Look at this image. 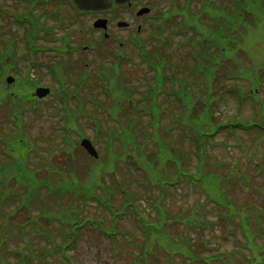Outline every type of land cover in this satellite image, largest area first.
Instances as JSON below:
<instances>
[{
	"label": "trees",
	"instance_id": "obj_1",
	"mask_svg": "<svg viewBox=\"0 0 264 264\" xmlns=\"http://www.w3.org/2000/svg\"><path fill=\"white\" fill-rule=\"evenodd\" d=\"M222 1L224 2V0H221L220 3L210 1L207 7L205 3H202L203 9L199 7L200 1H195L194 6L197 8L192 11L189 6L190 0H188L183 14L178 13L163 27L159 26L157 28L155 40L153 39L156 46L151 52V55H156L154 57L155 61L148 64L152 68L151 76L133 80L127 78L124 73L114 72L110 69V66H108L110 70H105L106 73L102 74L103 69L106 68L103 62L94 64L93 73L95 75L93 77L91 74H84L86 76L82 80V84L88 78L90 80L91 77L95 80L93 87L91 86L92 83L88 84L87 93L84 96L86 105L89 108H95L99 104L103 105L104 100L109 99L108 96L113 93L110 88L111 83H114V90L116 91L123 88L120 91L121 93L115 94L118 98L116 103L121 104L119 109L128 107L127 110H130L131 113L127 112V115L122 113L123 118L120 114L116 116L118 123L116 121L111 123L106 121L109 126L106 130H102V120L98 118V122H94L92 137L94 143H98L100 139L105 143L108 142L110 148L107 151L109 154H107L108 157L105 162H110L112 159H114V163L119 160L127 162L129 173L135 177V181L137 180L134 186L138 185L135 192H132V194L129 192V181L127 179L128 182L119 183L117 181L119 176L113 177V183L103 185L104 176L112 175L109 172H102L98 176L100 181L97 180V182H92L91 186H87L85 185L86 181H81L78 176L83 173L84 168L78 167L77 170L76 167L73 168L68 163L61 165L53 163L54 165L49 166L52 173L56 170L55 166H61V172L70 174L69 177L73 181H79V191H83L84 199L95 198L104 206H107L111 197L116 199L114 193L117 189L125 195L121 203L118 202L116 205L110 203L111 205L108 207V211L111 213L110 219L101 217L98 222H101L102 227H104L103 222H111L112 230L104 231V234L109 238H113L115 229L119 224L132 217L136 226L140 227L144 237L143 243L138 246L142 250H139V253L134 257L136 264H160V262L163 264H264V185L259 180L260 176L264 174V97H259L262 88V84L259 82L262 78L257 77V83L254 84L253 91L256 99L247 96L251 101L250 103H244V99L238 97V102H236L237 115L233 119H222V111L220 112L218 104L223 100L224 106L227 98L223 97L226 94L222 93L227 88V82L224 78L232 76L230 79H239L233 71V63L226 59H220V57L227 58V50L225 54L223 53L217 58L221 51H225L224 47H220L221 44H225V39H228L225 36H216L228 24L225 18L227 13L226 3ZM235 5H240V3L235 2ZM235 5L232 2L231 9H233L234 14L237 13L235 15L237 17L240 11L238 6ZM203 26L212 28L213 34L210 32L204 36ZM176 33H179L182 38L180 44L184 46L183 43H185V47L187 50L189 48L190 54L186 57L183 56L180 61L173 64L170 60L171 56L176 55L178 58V51L180 50L178 49V39H175ZM210 35L212 37L211 42L209 40ZM230 42L232 41L230 40ZM205 43L208 44L209 48L211 43L208 53L203 52ZM212 46L216 48L214 52H212ZM236 48L238 47H234V49ZM219 60L224 63L228 61L231 66H228L230 75L222 69V63L219 64ZM70 66L72 65L68 64L66 67L55 66L60 74L58 76L60 86L71 80L70 73L74 72V67ZM55 67H51L50 70L55 71ZM76 68L78 73L80 67L76 65ZM62 74L66 79L62 78ZM179 76L181 77L178 78ZM82 84L79 85V91L83 89ZM97 84L101 85L100 89L96 87ZM199 85L205 86V89H207L206 96L196 90ZM210 87L215 93L209 91ZM215 87L218 89L215 90ZM68 88H65V91ZM92 90L99 91L100 94L98 95L103 100L97 101L95 105L92 104L93 107L89 105V95H91ZM101 90L106 92L102 93ZM212 96H214L213 100L211 99ZM160 97L163 100L158 103L156 99ZM119 98L120 101H118ZM28 99V96L13 93L1 106L7 108L8 111L10 108L11 112L20 110L21 115L19 118H21L24 112L25 114L33 113L29 109H23L28 103ZM248 106L252 110L253 116L251 118L240 114L241 109ZM32 109L35 108L32 107ZM116 109L118 110V108ZM166 112L171 114L169 122H163V117L168 116ZM144 116H148L149 120L142 126L140 120ZM177 116L179 120L176 119ZM172 118H174L173 121ZM128 121L131 124L134 122L139 123L141 129L135 131L133 127L130 130L132 125H128ZM146 123H148L149 129L146 127ZM193 124L196 125L192 126ZM111 126H115L119 131L120 138L117 136L115 128L113 130L110 128ZM168 128L177 130L171 131V134L176 133V135L171 137ZM108 130H111L110 136L107 134ZM159 130L163 131L167 137L157 138ZM130 133L133 134L131 142H129ZM45 134L42 133L41 138ZM46 135L48 138L45 140L52 145L54 143L53 136ZM154 135L155 139H153ZM117 141L120 146L119 151L114 150L116 146L114 148L112 146ZM247 141H250V148H248ZM149 144L152 148L147 152L145 148ZM221 150L226 151L230 158L226 159L221 156L219 154ZM233 151H239V155L233 156L231 154ZM250 151L251 153H249ZM159 157L163 159L160 168L157 165ZM238 158L246 159V164L243 163L244 166L236 167L234 162L239 161ZM28 161L25 162V165ZM144 161H153V170L159 176L151 177L145 171L148 164ZM19 169L25 173L26 176H19L25 181L34 180L37 183L48 181V179L39 177L33 168L19 166ZM91 169L92 167L89 170L90 172ZM249 169L252 170L251 175ZM141 170L148 175L144 182L139 180L134 173L135 171L141 172ZM235 170H238L239 174H236ZM235 175L239 177H235ZM89 177L90 175L87 176V179ZM55 180L60 181L57 177H55ZM178 187L186 191L199 193L204 197L205 203L196 200L194 202L195 208H197L195 211L191 210L186 213L185 209L182 208L181 211L175 213L167 207L166 199L169 195V189ZM18 188L19 186L16 189ZM98 188L102 194L108 193V199L102 200L94 196V194L98 195L96 191ZM153 188L158 191L156 194H153ZM23 190L24 193L21 194L23 201L31 203V195L34 198L33 191L36 192V190H29L26 187ZM79 191H74V194L79 195ZM237 193H241L246 197L239 199V196L237 199ZM145 194V200L153 202L155 211L153 217L150 214L146 215L145 210L137 203V201H145L143 200ZM72 195L64 193L61 199L66 203V200L73 199ZM17 200L16 197H13L10 200L11 204L13 206L17 205ZM57 200L56 198L54 202ZM71 204L73 203L71 202ZM207 204L214 211L215 217L209 218L207 216L205 210ZM55 205L60 204L56 203ZM56 211L67 212L72 210L68 207L66 210L58 208ZM0 214L2 216L3 213ZM5 216L12 218V215L5 214ZM94 221L83 220V222ZM170 222L181 223L185 227V233L174 238L173 234L167 230L173 226L170 225ZM219 224L225 225L224 231L221 230L223 232L221 238L226 244L223 247L220 244L211 247L209 239L204 236V230L207 228L213 229ZM12 230H16V232L12 231L13 235L17 233L20 235L25 234L24 230L19 231L15 227H12ZM190 231L200 234L199 239L193 240L189 234ZM133 237H136L135 234H133ZM126 243L128 241L124 242V244ZM232 243L235 246L231 247ZM197 246L199 247L198 250L196 249ZM61 249L63 250V247ZM30 253L31 251L28 255L31 257ZM2 255L3 253L0 254V264H6ZM134 261H132L133 264ZM24 264L31 263L24 261Z\"/></svg>",
	"mask_w": 264,
	"mask_h": 264
},
{
	"label": "rangeland",
	"instance_id": "obj_2",
	"mask_svg": "<svg viewBox=\"0 0 264 264\" xmlns=\"http://www.w3.org/2000/svg\"><path fill=\"white\" fill-rule=\"evenodd\" d=\"M8 3H10V1H8ZM253 10H254V14L250 16L248 20L243 22V26L245 27L240 29L242 32L244 33L246 32L245 34L241 35L242 43L238 44V48L241 49L240 59L237 58L238 55L237 48L235 50H228V55L235 57L234 63H239V67L243 71L244 70L246 71L242 75V79H239L238 81L235 80L229 83L230 93L229 95L223 96V97H227L224 102V107L222 106V113H221L222 119L224 120L237 113L236 105L234 103V100L232 99V98L235 99L234 91L240 89L242 92L240 93V95L244 97L250 91L251 87H255L254 84L257 83V81H251L250 79H256L257 77L262 78V80L259 82L260 84H262V88L259 92V97H264V0H257V3L253 6ZM10 24H12V22H10ZM88 27L89 25L86 24L87 31L90 29ZM203 27L207 28L206 26ZM6 29L7 27L4 28V30ZM205 32H213V31L207 30ZM225 34L229 37L233 36L232 34L230 36L229 33H223V32H219L218 34H216V36L226 37ZM86 36L90 38V41H93L96 38V35H94V33L92 32L86 33ZM2 38H4L3 42L5 45H14L17 48L14 53L17 56H21L22 54H24L22 50V44H23L22 42L26 43L27 45L32 43L31 38L22 30L15 31L13 34L8 36L3 35ZM205 44L206 45L203 47V52L208 53L211 47L209 48L207 46L208 44L207 43ZM225 46H226L225 44H221V47H225ZM225 52L226 51L222 53L225 54ZM178 53H179L178 58L176 57V55L171 56L170 60L173 64H176V61H180L183 56L186 57L188 54H190V50L185 51V49L182 48L178 51ZM94 55L98 57L97 54ZM219 55L222 54L219 53ZM87 58L88 59L92 58L91 52L88 53ZM220 59L221 60L225 59V57H220ZM232 68L235 70L238 69L236 64H234ZM222 69L224 70V68ZM118 70L121 73H124L127 76V78L133 80L136 78H142L144 76L149 77L152 74L151 69L147 68L143 64V62L139 59V57H136V55H134L133 63H131V65H129L128 62H126ZM42 71L44 70H41L40 73H43ZM44 74L47 78L46 80H52L51 86L54 89H57V83L54 81V79H52V76L50 74L47 75L45 72ZM11 75L14 76L15 74L11 73ZM180 77L181 76H179L178 78ZM246 78L249 80H247ZM73 81H76V78H74ZM10 87L11 86H4L0 88V213H3L2 216L0 214V254L3 253L5 257L3 255L2 256L6 258L5 261L7 264H14V263L24 264V261L26 263H31V264H62L63 256L60 253H57L56 251H57V247L59 245H62L64 241H63V236L61 234V229H59L60 227H58V224L55 222L58 221L59 224L65 222L70 223L68 222L69 219L71 218L70 215L76 216L77 212H79V217L81 218L94 217L95 219L101 217H107L110 219L111 213L108 210H106L96 200L89 199L83 203L82 197L80 195H75V194L72 195L73 199L66 200V203L60 200L54 202L56 198L60 199L62 197V194L64 193L79 191L80 182L73 181L69 177L70 174L67 177H65L64 174L61 172V167L55 166L54 167L56 169L55 172L61 178V180L57 184L51 183L50 181L55 182L56 175L53 173H49L48 170L46 171L45 164H49L50 162H52L58 165L67 164V163L68 164L73 163L74 165H79L78 163H82V168H84V170L82 171L83 173H81L78 176L81 181L83 182L86 181L85 185L87 186H91L92 182H97V180L100 181V179H98V176L102 172L105 173L109 172L112 175L104 176V179L102 180L103 185H108L109 183L110 184L113 183L114 181L113 177L119 176L117 180L119 183H125L129 181L128 182L129 192L131 194L132 192H135L137 190L136 187L138 185L134 187L135 182H137V180L135 181V177L131 173H129L128 170L129 166L128 165L126 166V164L122 163V161H119L117 164L114 163L113 160H110V162H105L108 157L107 154L109 153H107L106 146L103 143L102 139H100L98 144H95L98 152V157L90 161H88L85 158L86 156L82 154L78 149L75 148L72 151L71 147L69 146L67 147L62 140V136L65 135V132L62 134V128H63L62 125L66 124L64 117H62V113L65 112L64 107H62L63 105L59 104L55 100V97L53 96L46 97L45 99H39V101L35 103L37 108L35 109L33 115L30 113H27V115H25L26 122L23 126L24 128H22V124L16 121L13 118V116L9 114L8 109L1 106V104L7 101V97L11 92L17 91L19 93H28V91H25L22 88H18L17 86H14L12 88ZM114 87H115L114 85H111L112 91H114ZM197 88H199V91H201V85L197 86ZM217 89L218 88L215 87V90ZM51 92L52 90L49 92V94H51ZM202 92L205 93V91ZM212 92L215 93L214 91ZM117 99L118 98L116 95L113 97V99H111L110 104H113L112 106L108 104L106 106L98 105L97 107V109L101 108V112H102L101 114L103 118V122L101 123L102 130H106L109 127L106 121H109L111 123L116 119L118 110L116 109L114 104L116 103ZM120 100L121 99L119 98L118 101ZM161 100L162 97L156 99L158 103H161ZM245 101L249 102L250 99H246ZM140 102L143 103L144 101H140ZM69 105H70L69 108L71 109L70 112H73V114H77L78 103L75 101V98L69 100ZM27 109L28 108L24 106V110ZM87 111H88V105H86L82 109V112L84 113H86ZM128 113H130V110L128 111ZM240 114L249 118L253 116L252 110L249 106L245 107L244 109H241ZM91 115L92 113H90L89 116ZM89 116L88 115L83 116L79 114L76 122L79 121L82 124H84L82 129L83 134L87 133L91 137L93 132H91L90 129L91 127L89 126L90 119L86 118ZM148 120H149L148 116H144V118L140 120L142 126ZM171 120L173 121L174 118H172ZM164 121L169 122L170 116L169 117L164 116L163 122ZM8 122L9 124L10 122H12L13 126H8ZM196 124H193L192 126H195ZM77 127H78L77 124L73 125V128H77ZM146 127L149 129L147 123H146ZM21 129H23V133H24L23 136L21 137V140H23L26 143L28 149L33 152V153L30 152V154L28 152L29 154L28 156L29 157L32 156L35 158L36 156H34V153H36L41 158V160L38 159L34 161V163L32 162L31 166H29L30 161L27 162L25 166L27 168H33L39 177L48 179L49 181L44 183H37L34 180L25 181L21 177L16 175L15 164L17 163L19 158V147L13 146L10 143V140L16 136L18 137L20 135ZM140 129H141L140 125L134 126L135 131H138ZM171 131H177V130H174L173 128H171V130L169 129V133L171 137H173V135H176V133L171 134ZM160 132L162 133L160 134ZM42 133H46L48 135L53 136V138L55 139L54 143L51 145L45 140L46 138H48L46 134L44 135L43 138H41ZM132 136L133 134L130 133L129 142L133 140ZM77 137L78 135L76 133L71 134L70 136L71 145L75 144L77 146V142H75V139ZM159 137L163 139L166 138L167 136L163 131L159 130V132H157V138ZM153 139H155V135L153 136ZM35 143L39 145L40 147L39 150H37ZM247 143H248V148H250V141H247ZM113 144L114 146H116L115 150L119 151L120 148L119 144L118 143H113ZM150 144H154V143H150ZM149 145L147 148H145V151L147 152H149L151 150L150 148H152L151 145L150 146ZM249 153H251V151ZM219 154L225 157L226 159L228 157L230 158L229 154H227L226 151L224 150H221ZM231 154L233 156L239 155V151H233ZM42 159H46V160H42ZM82 159H84L85 161H83ZM243 159L244 158H238L237 160L239 161L234 162V165L236 167L244 166L243 163L246 164L245 161L246 159L245 160ZM6 162H10V167L8 170L1 168L2 164ZM85 162H89V163L85 165ZM162 162L163 159L159 157L157 163L159 168L161 167ZM91 167L92 169L90 172L89 170ZM235 172L236 174H239L238 170H235ZM134 173L136 177L143 182L148 176L147 173L143 172L142 170L141 172L135 171ZM251 173L252 170L249 169V174L251 175ZM89 175L90 177L87 179V176ZM155 175H157L156 172ZM155 175L151 177H154ZM235 177H239V176L235 175ZM263 178H264V174L260 176L259 180L264 185ZM126 179L128 181H126ZM18 186H19L18 189L26 187L29 188V190H36V192L33 191L34 203L31 204L33 210L29 211L31 209V206L23 201V196L20 194L21 191L16 189ZM96 191L97 193L100 194L102 193L99 188L96 189ZM157 192H158L157 190L155 189L153 190V194H156ZM114 195L116 196V199L114 197L110 198V203L114 205H116V203L118 202L121 203L125 197V195L121 194L118 189L115 191ZM13 197H16V200L18 199L17 204L21 206L23 209L18 211L16 210V205L13 206L10 201ZM236 197L237 199L238 198L243 199L246 196L241 193H237ZM145 199H146V194L143 197V200ZM196 200L200 203L201 202L205 203L204 197H202L199 193L186 191L185 189L178 187L176 189L173 188L169 189V195L166 199V204L167 207L171 208V210H173L175 213L181 211L182 208H184L185 212L188 213L191 210L195 211L197 209L195 208V203H194L196 202ZM69 201H71L73 204H71V202ZM56 203L60 205L56 206L55 205ZM137 203L140 204V207L145 210L146 215L150 214L151 217L155 215L153 202L145 200L142 202L137 201ZM77 204H78L77 208L74 209L75 205ZM209 206L210 205L208 204L205 205V210L207 212V216L209 218H213L215 217V214L214 211L211 210ZM40 207L50 208L45 213L46 217L42 215V211ZM68 207L72 210V211H68L67 212L68 214H65L61 211H56L58 208H63L64 210H66ZM52 208L55 210H53ZM5 214L8 215L13 214L14 218H10V216L7 217L5 216ZM29 216H36L35 220L33 221L36 222L35 225L33 224L25 225V230L27 231V233L29 232V234L20 235L17 233L13 235L12 231L16 232V230H12L13 226H22L23 223L25 222H32ZM47 217L53 218L54 220L49 221ZM170 225L173 226H171L167 230L168 232H171L173 234L174 238H177L178 236H181L185 233V227L181 225V223L172 222ZM106 227L107 228L110 227V222H106ZM119 227L122 231H126L129 233H133L134 231L137 232L138 239L136 240V245L130 242L132 241V238H129L130 235H126L124 239H122L123 236H120V238L117 239L118 240L117 243H115L116 240H114V243H112L110 239L106 238L101 233L98 234L97 233L98 231L86 230L82 233L81 240L76 245L74 250L67 252V255L71 259L70 264H132V261L135 260L134 259L135 253L132 251L140 250L137 244L143 243L144 237L141 235V233H139L135 221L132 219V217L128 218V220L126 219L124 222H121L118 228ZM215 227L213 229L211 228L205 229L204 236H206L209 239L210 245L218 246L220 244L223 247L225 246L226 243L223 242V239L221 238L223 235V232H221V230L224 231L225 225L219 224L216 225ZM88 228L89 226H85L82 229H88ZM44 229H46L48 232L51 233L53 237V243L55 244L54 253L45 257H43L42 254H43V250L46 249L48 245L45 244V240L42 238V236H36L34 234L35 232ZM190 232L192 234L191 233L189 234L192 236L193 240L199 239L200 234L194 233L192 231ZM125 241H128V243L124 244ZM196 249L198 250L199 247L197 246ZM14 250L16 252H13L8 256L6 255ZM20 251L22 252L23 255L20 254L21 253ZM29 251H31L30 253L31 257L28 255ZM9 261L13 263H10ZM160 264L163 263L160 262Z\"/></svg>",
	"mask_w": 264,
	"mask_h": 264
},
{
	"label": "flooded vegetation",
	"instance_id": "obj_3",
	"mask_svg": "<svg viewBox=\"0 0 264 264\" xmlns=\"http://www.w3.org/2000/svg\"><path fill=\"white\" fill-rule=\"evenodd\" d=\"M156 0H131L122 5H113L107 12L97 15L107 19L108 39L118 38V45L123 50L128 48L127 44L133 39L134 32L142 33V25L150 23L153 14L137 16V10L147 4H155ZM72 10H60L54 13H41L37 15L34 29L40 32L36 40L47 41L50 45L56 44L61 47L64 42L68 43L73 50H76L82 42L84 34L83 13L76 6ZM125 21L127 26H118V22Z\"/></svg>",
	"mask_w": 264,
	"mask_h": 264
},
{
	"label": "water",
	"instance_id": "obj_4",
	"mask_svg": "<svg viewBox=\"0 0 264 264\" xmlns=\"http://www.w3.org/2000/svg\"><path fill=\"white\" fill-rule=\"evenodd\" d=\"M76 1H78V0H76ZM80 1L82 2V6L87 10L97 9V8L105 5V0H80ZM122 1H124V0H116V2H122ZM100 25H101V22L95 23V26H100ZM48 92H49V90L45 89V88L36 89V94L39 97L45 96ZM81 145L86 148V150L89 152V154H91L93 156H97V153L95 152L91 143L88 140L83 139L81 142Z\"/></svg>",
	"mask_w": 264,
	"mask_h": 264
}]
</instances>
